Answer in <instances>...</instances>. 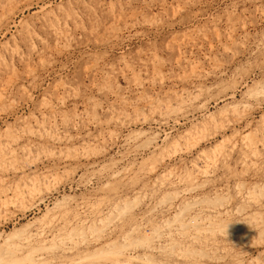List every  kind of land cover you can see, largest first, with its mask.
Instances as JSON below:
<instances>
[{
    "label": "rangeland",
    "instance_id": "obj_1",
    "mask_svg": "<svg viewBox=\"0 0 264 264\" xmlns=\"http://www.w3.org/2000/svg\"><path fill=\"white\" fill-rule=\"evenodd\" d=\"M0 264H264V0H0Z\"/></svg>",
    "mask_w": 264,
    "mask_h": 264
}]
</instances>
